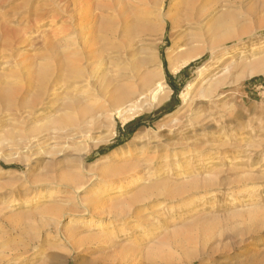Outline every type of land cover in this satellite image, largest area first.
<instances>
[{"label":"rangeland","instance_id":"rangeland-1","mask_svg":"<svg viewBox=\"0 0 264 264\" xmlns=\"http://www.w3.org/2000/svg\"><path fill=\"white\" fill-rule=\"evenodd\" d=\"M72 1L56 5L55 0H0V136L17 133L18 128H39L45 125L46 119L55 120L63 118L61 114H73L75 110H66L70 98L78 99L79 103L82 100L81 108L88 116L93 112V117L96 120L99 117L100 123L89 137L78 128L74 132V127H64L65 133L68 131L67 134L76 136L75 143L67 141L62 134L53 138L55 134L43 132L37 138L40 143L42 141L41 158L32 156L27 166L24 162L0 157V264H121L125 257L128 258L126 261L135 259L133 264H264V75L235 83L239 69L232 70L227 80L231 84L218 89L217 99L207 102L200 98L201 90L219 78L227 65L264 57V0H198L193 9L182 5L180 21L172 25L166 19L162 36L156 32L157 28L150 27L153 32H146L126 50L125 46L117 45L124 32L121 21L117 22L110 10L115 0H92V13L81 17L86 22V25L82 23L81 36L80 29L77 30V15L72 13L69 4ZM172 1L141 0L140 4L137 0H121V3L131 8L141 7L145 2L143 6L156 15L160 6L165 14ZM224 14L237 16L239 36L247 35L223 43V47H228V56L222 57V61L219 57L220 62L212 60L206 53L178 73H171L165 59L166 50L173 44L180 51L197 48L198 39L194 36L202 34L201 40H204L207 26L221 20ZM101 22L107 26L117 22L120 30L117 28L115 35L104 33ZM99 29L104 30L98 32ZM63 30L67 32L63 33ZM98 51L101 58L113 62L114 66L107 64L101 72L102 75L108 71L106 79L114 82L111 86L125 90L122 85L130 83L131 87H128L134 89L135 86L139 92L143 91L140 84L147 74L155 73L150 55L156 52L164 83L170 91L168 100L126 123L116 120L111 132L102 115L101 106L107 107V104L101 97L98 83L90 79L88 82L89 77L85 75L84 83L76 87L74 82L65 79L69 60L76 58H73L75 66L90 71L96 64ZM136 57H140V61ZM205 65L203 81L191 91L193 99L185 102L181 94L195 79L198 69ZM117 77L120 81L116 80ZM11 88L20 92L24 104L37 101L36 107H26L19 112L4 108L7 95L4 96L2 91ZM87 89L91 92L83 93ZM53 93L55 98L51 96ZM87 101L94 106L88 105ZM96 104L100 105L97 107ZM99 107L100 113L95 111ZM103 140L106 142L100 143ZM95 144H98L96 148ZM10 146L11 143L7 144ZM67 147L70 148L66 150ZM125 147H128L129 154H126ZM59 150L64 152L59 153ZM115 150H123L124 155L118 152L106 159ZM7 153L11 155L14 151L8 148ZM165 153L166 160L163 158ZM44 154L46 156H42ZM153 154L159 160L150 166L146 161ZM51 159H55L54 163ZM154 166H162L161 180L170 186L165 191L170 195L176 192L181 195L175 201L157 198L163 204L140 215L144 224L132 218L116 221L109 227L111 234L108 238L90 240L83 230L66 233L69 215L85 220L92 217L94 221L105 223L110 213L131 215L138 212L143 206L138 202L132 201L129 210L110 205L111 197L119 195L128 200V196L111 192L106 184L111 179L116 184L120 179L153 172V168L147 172L144 169ZM108 167L113 169L112 174H106ZM62 176L76 180L77 198L73 195L74 186H61L52 202L46 199L39 204H25L31 198L30 192L47 193L48 188L60 183ZM98 190L101 208L94 209L91 202L85 211L83 199L91 198ZM55 216H58V224L53 221ZM142 224L144 228H138ZM95 233L100 232L91 234ZM131 246L135 248L132 253L128 252ZM150 247L159 249L156 257L148 255Z\"/></svg>","mask_w":264,"mask_h":264},{"label":"bare ground","instance_id":"bare-ground-1","mask_svg":"<svg viewBox=\"0 0 264 264\" xmlns=\"http://www.w3.org/2000/svg\"><path fill=\"white\" fill-rule=\"evenodd\" d=\"M68 1H70V0H55L54 3H56V5L59 4V3L60 4H65ZM137 1H138V3H140L141 0L140 1L137 0ZM197 1L198 0H173L172 3H171V5H170V7H169V10L165 14H164V10L162 9V6H160L159 7L160 9H158V13L156 15H154L153 12L149 8L145 7L146 5L143 6L145 4V2H144V4L141 7L138 4L135 3L138 6H133V7L130 6L131 8H127V6L123 5V3H121V0H115L114 4L111 6L110 10L113 13V15L115 16V18H117V22L121 21L120 24H121V26H123L122 27L123 28L122 30L124 32V36H123V38H119V40L121 39V41H119V42H117L115 39L114 40L117 42V45L120 44V46H122V48H124L123 46H125L126 47L125 50H126L131 43L132 44L135 43L134 40H136L138 38H141L142 36L144 37V35L146 34V32H153L154 29H151L150 27L157 28L156 32L159 33V36H162L163 35V29H164V21L167 19V20H169L172 23V25H175L176 23H178L180 21V18H181L180 17V13H179V10H180L181 6L183 5V6H186L187 8L193 9V7H195V5L197 4ZM69 4L72 7V9H71L72 13L75 12V14L78 16V17L76 16L77 21H78L77 24L79 26L77 30L79 31V29H80V33L79 32H77V33H79V35H80V34H82V30H81L82 29L81 28L82 23L85 22L84 20H82L81 17H82L83 14H90V13H92V11H93V8H92L93 7V3H92V0H73L72 3H69ZM129 4H130V2H129ZM149 7H151V6H149ZM204 7L205 6H203V8ZM173 10L175 12H173ZM187 10H190V9H187ZM206 10H207V8H206ZM94 11H95V9H94ZM99 11H100V9H99ZM172 13H174V14H172ZM95 14H94V16H96ZM100 17L102 18L101 15H100ZM111 17H112V15H111ZM111 17H109V18H111ZM113 17H112V19H113ZM236 17L235 16H231V15L229 16V15H225L224 14L223 17L221 18V20H219V21L216 20L217 22H213L210 25H208L207 28L205 29L206 30L205 31L206 33L204 32V35H205L204 40H201L202 39V36H201L202 34L201 35H199V34L198 35H195L194 38L198 39V42H197L198 43V47L195 48L196 45L194 47L192 46L195 49L190 48L187 51H182V50L180 51V50H178L179 48L175 44H173V46L171 48H168L166 50V52H165V59H166L167 64H168L169 71L171 73H173V74H176L182 68H184L185 66H187L191 62L199 59L202 55H204L206 53H208L210 55V58L212 60H215L216 61L218 59V57H219L221 59V61H222V57L224 59L225 58L224 56L227 55V53H228L227 52L228 51V49H227L228 47L227 48L223 47V43H226L225 41L228 42L229 40H233V38H235V37H237V39H240V38H242V37H244V36L247 35V34L246 35L245 34L241 35L242 33H240L241 36H239V32H238V29L236 27L238 25V19ZM86 18H87V15H86ZM89 18H90V16H89ZM238 18H240V17H238ZM102 19H105V18H102ZM114 19H113V21H114ZM113 21H112V23H114ZM159 21H161V23H159ZM116 23L115 24H112V25H108V26L104 24L105 25L104 26L102 24V22H101V26L103 25V27H105L104 28L105 29L104 33L114 34L115 35V33L117 31V28H119V30H120V27H118V25H116ZM239 24H241V23H239ZM85 25H86V22H85ZM99 25H100V23H99ZM74 26L76 28V24ZM104 29H102V30H104ZM244 29H246V28H244ZM92 30H94V29H92ZM102 30L99 29L98 32L99 31H102ZM63 31H64L63 33L67 32V30H63ZM250 31L252 32V30H250ZM240 32H241V30H240ZM70 33H71V31H70ZM70 33L68 35H71ZM252 33H255V32L253 31ZM84 36H85V34H84ZM105 36H106V39H107V35L106 34H105ZM249 36H251V35H249ZM64 37L67 38L66 34H65ZM93 37H95V36H93ZM93 37H92V39H93ZM73 38H74V36H73ZM79 38L80 37L78 36V40H80ZM86 38H87V36H86ZM71 39L72 38H70V40ZM196 39H195V41H197ZM70 40L65 41V42H69ZM109 40H110V38H109ZM81 41H82V39H81ZM88 41H90V40H88ZM92 41L91 42L94 43V40H92ZM107 41H108V39H107ZM111 41L113 42V40H111ZM74 42H75V39H74ZM104 42H105V40H104ZM239 42H241V41H239ZM72 43H73V41H72ZM107 43H106V45H108ZM79 44H81V43H79ZM77 46H76V48H78V49H81L82 48V47L79 48L80 46L79 47H77ZM131 46H130V48H131ZM101 47L103 48L104 46H101ZM113 47L114 46H112V48ZM106 49L107 48H105V51H106ZM108 49H109V47H108ZM87 50H88V46H87ZM117 50H119V49H117ZM79 51H81V50H79ZM94 52H97V49ZM98 52L99 53H97V55L95 57V59H96V62L95 63L96 64L93 65V67L91 68L90 71L89 70L87 71V69L86 70L83 69L84 67L83 68H79L80 65H79V67L78 66H75L74 59H76V58H74L73 56L69 57V58H72L73 57L74 59L72 58L73 60L71 59V60L68 61V69L69 70L66 71L65 79H66V81H70V82L72 81V83L74 82V84L76 85V87L78 85L81 86V84L84 83V81H85L84 78L86 76L89 77V78L87 77L88 78V82L92 81V82L98 83V85H99V87H98L99 88V91L102 92V96L101 97H104L105 98V103L107 104V107L106 106H101V110L103 112L102 115L104 116V119L107 122L108 127L111 129V132L114 129V125H115V121L116 120L119 119L122 122H125L126 123L127 121H131V120L137 118L138 116L142 115L143 113L150 112L153 108L162 105L165 101L168 100L169 95H170V91H169V89L166 87V85L164 83V77H163V71H162V68H161V62H160V60H159L156 52H152L151 55H150L151 63L154 64V66H155V71H154L155 73L147 74L148 76H146V77L144 75V77H145L144 80H143L144 82L142 81L143 84H140V85H143V86H141L142 88L136 86V87H138L140 89H143V91L141 90V92H139V89H137V88L135 89V86H134V89H133V87L132 88H129V87H131V85L129 86L130 83L127 86L125 85V83H124V85H122V88L125 89V90H121L120 87H113V86H111V84L114 83V82H111L110 79L109 80L106 79L107 78V75L105 73L108 72V71H106L102 75H101V72H103L102 68H104L105 66H107V64H108V66L110 65V67L111 66H114V65H112L113 62L110 61V60H105L103 57L101 58L100 51H98ZM87 53H88V51H87ZM101 53H103V50H102ZM73 54H76V53H73ZM75 56L77 58L78 57H81V56H78V55H75ZM84 56H85V58L87 57V55H84ZM105 56H106V54H105ZM88 57H89V55H88ZM90 58H93V57H90ZM117 58H119V57H117ZM117 58H115V59H117ZM95 59L94 60L92 59L93 62L95 61ZM136 59H138V58L136 57ZM139 59H140V57H139ZM147 59H149V57ZM117 61H119V59ZM139 61H138V63H139ZM132 62H133V60H132ZM217 62H220V61L217 60ZM80 63H83V61L82 62L80 61ZM138 63H137V65H138ZM210 63H212V62H210ZM140 64L141 63H139V65ZM235 64H229V65H227L226 68H225V70H224V73L219 78H217L216 80H214L211 83H208L206 85V87H204L201 90V92H200V98H202L201 100H204V101H207L208 102L210 100L217 99L218 95H216V94L218 92V89L219 88H224L228 84L229 85L231 84V83H228L227 80L229 78V73L232 70L237 71L236 69H239V71H238L239 73L237 72L238 75L235 78V80L233 81L235 83L236 82H239V81H242V80H244L246 78H250L251 79L253 77H256L257 75H264V57H256L253 60H251L250 62H241V63H238L236 65ZM131 65L133 66V64H131ZM135 67H138V66H135ZM138 68H140V66ZM107 69H108V67H107ZM134 70H135V68H134ZM136 71H138V70H136ZM118 72L120 73V69H119ZM204 72H206V65L203 66V67H201L200 69H198V71L195 73V75H196L195 79L193 81H191L186 86L185 90L181 94V98L183 100L185 99V102L186 101L188 102L189 100H192L193 99L190 96L191 95V91L193 90V88H194L195 85H198V84H200V82L203 81V78L205 76L204 75ZM131 73H133V72H131ZM134 74H137V73H134ZM153 74H155V75H153ZM117 76H118V74H117ZM132 76L134 77L135 75L132 74ZM135 77L133 79H135ZM125 78L123 76V79H125ZM127 78L129 79V78H131V76L130 77H127ZM89 79H90V81H89ZM123 79H121V80H123ZM116 80H118V77L116 78ZM118 81H120V80H118ZM116 83L117 82L115 81V84ZM65 84H67V83H65ZM91 84H93V83H91ZM90 86H92V85H90ZM119 86H121V85H119ZM95 88H96V86H95ZM98 88H97V90H98ZM136 90H138V91L136 92ZM2 92H3L4 96L7 95V97H6L7 98V102H5L6 105H5V107L3 106L6 109H11V110H14L16 112H19L20 109H23V108H26V107L33 109L38 104L37 101H32L28 105L22 103V100L23 99H21L19 97L20 92L17 91V90H15L14 88L13 89L12 88L11 89H4ZM90 92L91 91L87 89L83 93L89 94ZM42 94H44V93H42ZM48 94H50V93H48ZM100 94L101 93H99V95ZM55 95L56 94H54V93L51 94V96H54V98H55ZM77 95H80V94L77 93ZM90 96L91 95H88V97H90ZM69 100H68L69 102H67L68 105H67V109L66 110H73V111L75 110L76 112H73V114H70V115L68 114L67 115L66 112H65L66 115H62L61 114V116H63V118H60L59 117L58 119H55V120L46 119L45 120V125L44 126L42 125V127H39V128H30V129H27V130H23L22 128H18L19 130L17 129V131H18L17 133H11V134L9 133L8 136H3V135L0 136V157H3L6 160H13V159L14 160H18L20 162H24L26 164V166H27L28 165V162H30L29 159L32 156H35L36 157V156L41 155V153H39V152H41V147L42 146L40 147V145H41L42 141L40 143L37 138L43 132H46V133L51 134V135H52V133H53V135L55 134L54 135L55 137H53V138H56V134H60V135L62 134V136L67 141H70V142H73V143H75L77 141V139L75 138L76 136L74 137V135L72 136V135L67 134L68 131H67V133H65L66 131L65 132L63 131L64 130V127H70V128L71 127H74V132L76 131L75 128H78V131L80 130L79 132H81L83 135H86V137H89V133L96 126H98L100 124L99 121H98V118L99 117L96 120L93 117V115H92L94 113L91 112L90 110L89 111L92 114L88 116V114H86L87 112H85L84 109L81 108L80 103L82 102V100H81L80 103H79V100L78 99H77L78 101L76 99H72V98H70ZM83 100L86 101V99H83ZM98 100H96V101H98ZM4 101H6V100H4ZM65 101H67V100H65ZM102 101H104V100H102ZM102 101H101V103H102ZM90 104H93V103H89L88 105H90ZM23 106H25V107H23ZM91 106H94V104L91 105ZM96 106H97V104H96ZM90 108H93V107H90ZM96 110L97 111L100 110V107H99V109L98 108L95 109V111ZM71 113H72V111H71ZM96 113H95V115H96ZM100 118H102V117L100 116ZM84 119H86L85 122H84ZM28 120H30V119H28ZM193 120L194 121H197L195 119H193ZM28 127H29V125H28ZM93 131L91 133H93ZM71 134H73V133H71ZM60 135H58V136L60 137ZM48 136L50 137V135H48ZM109 137H112V134ZM105 142H106V140H103L100 143H105ZM9 143H11V146L10 147H7V144H9ZM43 144H44V142H43ZM64 144H66V142ZM97 145L98 144H95V148L97 147ZM61 146H64V145H60V147ZM8 148H9V151L10 150L11 151H14V153L11 154V155L9 153L6 154V152L8 151ZM63 148H60V149L62 150ZM68 148H70V147H67L66 150H68ZM127 148L128 147H125V149H127ZM57 149H59V148H56V150ZM61 150H59V153H60ZM127 150L128 151L126 152V154H129L130 153L129 152V149H127ZM78 151H79V149H78ZM54 152L55 151H53V154H54ZM62 152H64V150L61 151V153ZM83 152H84V150H83ZM118 152H120L122 154V156L124 155V151L123 150H115V151H112V153H110L109 157H107L106 159H109L110 157H114L116 154H118ZM78 153H80V151ZM167 154H168V152H167ZM59 155H61V154H59ZM42 156H46V155L44 154ZM10 157H11V159H9ZM39 157L41 158V156H39ZM47 157H50V156H47ZM51 158H52V156H51ZM55 158H57V157H55ZM163 158H165V160H166V158H167L166 153L163 156ZM121 159H122V157H121ZM53 160L55 161V159H53ZM53 160H52V162L54 163ZM157 160H159V157H157L155 154H153V155H151V158H149L146 162H147V164H149L151 166V164H153L154 162L156 163ZM52 162H50V163H52ZM151 168H153V172H147ZM161 169H162V166L149 167L146 170L144 169V172H147V173H143V174L140 173V174H136V175L130 176L127 179H120L118 181V183H116V184L114 182V179H111V181L106 184V188L108 190H110L111 192L112 191H116V193H118V194H120V193H126L127 196H128V197H126L128 200L122 199L121 196H119V195L114 196V197H111L110 200H109V204L110 205L115 204V205H118V207L120 209H124L125 208V209H128L129 210L130 207L132 206V204L134 202H138V203H141V205H143L142 208H140L138 212L132 213L131 215H129V213H119V212L118 213H112V214L110 213L107 216L108 217H111L112 219L111 218L108 219V217H107V221L105 223L99 222V221H94V219L92 217H90L89 219H86L85 220V219L77 218L74 215H69V221L67 222V225L65 227L66 233L67 234H74V233H78L81 230H83L86 233H88L87 236H86V238L87 239H90V240H94V239H97L99 237L108 238V235L111 234L110 233L111 231H110L109 227L114 222H116V221H122L124 219L126 220L127 218H132L134 220L141 221L142 218H140L141 217L140 215L145 210L153 209L154 207H158V206L160 207L163 204L160 201H158L157 198H159V199H166V200H168V199L169 200H174V199L178 198L179 196H181V195H178L179 192H176L173 195H170L169 192L165 191V189L166 188H169L170 186L168 185V182L167 181L164 182L163 180H161V173H160ZM105 172H106V174H112L114 171H113V169H111L110 167H108V170H105ZM61 186H70V187L74 186L73 187V189H74L73 191L74 192L73 191L72 192H73V195H75V197L77 198V196H78L77 194L78 193L75 192V190L78 189V187H76V180L73 179V178H69V177H66V176H62L60 178V183L59 184L58 183L57 184L55 183V185H52L50 188H48L47 193H43L42 191H37V192H34V193L33 192H30V195L29 196H31V198L29 197L30 199H28L25 204L27 206L33 205V204H39V203L43 202V200H46V199H48V201L50 200V202H52L51 200L54 199V197H56L57 194L60 193V187ZM99 191L100 190H98V193L97 194L92 195L91 198H85V199H83L82 202L84 203V209H85V211H88V209H89L88 207H90L89 205H90L91 202L94 203V204H92V205H94V209L101 208L102 203H101L100 198H99L101 194H100ZM154 198H156V199L153 200ZM130 199H131V201H130ZM132 201H134V202H132ZM156 203H158V204H156ZM91 208H93V207H91ZM130 216H133V217H130ZM55 217H56V219H54L53 221H54L55 224H58V216H55ZM149 221H151V220L149 219ZM141 223H143V222L141 221ZM143 224L142 225H139L138 228H144V225ZM145 224H147V223H145ZM150 226H151V224H150ZM147 229H149V227ZM93 231H98L100 233H95V234L92 235L91 233ZM134 249L135 248L133 246H131V247H129L128 252H131L132 253L134 251ZM157 253H159V249L157 250V249H154L153 247H150V249L148 250V255H150V257H154V256L156 257V254ZM127 259H128L127 257L123 258L121 260V264H133L134 261H135V259L126 261Z\"/></svg>","mask_w":264,"mask_h":264},{"label":"trees","instance_id":"trees-1","mask_svg":"<svg viewBox=\"0 0 264 264\" xmlns=\"http://www.w3.org/2000/svg\"><path fill=\"white\" fill-rule=\"evenodd\" d=\"M166 78H168V76H166Z\"/></svg>","mask_w":264,"mask_h":264}]
</instances>
